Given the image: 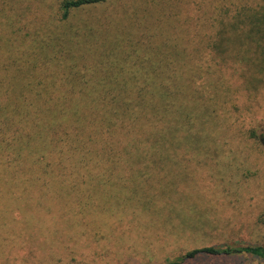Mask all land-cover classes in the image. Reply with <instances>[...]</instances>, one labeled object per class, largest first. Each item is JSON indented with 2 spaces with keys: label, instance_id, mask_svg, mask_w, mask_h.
<instances>
[{
  "label": "rangeland",
  "instance_id": "374dc122",
  "mask_svg": "<svg viewBox=\"0 0 264 264\" xmlns=\"http://www.w3.org/2000/svg\"><path fill=\"white\" fill-rule=\"evenodd\" d=\"M6 1L0 0V45L7 39L6 19L21 10L27 19L7 33L11 40L2 51L8 55L37 51L36 29L70 37L76 23L112 15L105 29L111 42L99 49L108 48L113 59L104 89L144 93L172 76L192 77V114L185 122L187 128L198 124L190 131L202 137L190 138L189 145L179 129L174 153H99L93 168L66 166L56 183H24L15 192L27 202L26 220L0 190V264H164L198 247L264 244V38L245 33L251 27L263 33L264 0H108L72 11L58 26L62 0ZM222 15L224 23L236 25L239 39L227 40L222 59L213 60L206 34ZM19 37L23 44L13 46ZM62 59L44 57L39 71L20 70L18 84L76 90V74L62 71ZM8 78L0 65L1 92L11 90ZM185 264L264 261L240 256Z\"/></svg>",
  "mask_w": 264,
  "mask_h": 264
},
{
  "label": "trees",
  "instance_id": "16d2710c",
  "mask_svg": "<svg viewBox=\"0 0 264 264\" xmlns=\"http://www.w3.org/2000/svg\"><path fill=\"white\" fill-rule=\"evenodd\" d=\"M12 1L14 4L15 1ZM107 1L62 0L58 5L61 20L56 16V26L61 21L70 20L72 11L76 9ZM21 12L17 13L19 18L9 17L3 22L6 24L7 39L0 45V65H4L9 83L12 84L10 91H0V190L6 200L13 202L7 204L21 219L26 220L22 214L28 212L29 208L27 202H23L25 198L15 190L25 189L24 183L32 184L35 180L56 183L59 179L56 175L65 174L63 170L66 166L75 164L78 170L85 166L93 168L95 157L99 153L115 151L134 154L133 151L136 150L174 153L179 129L180 135L185 132L184 140L189 145L190 138L199 139L198 134L202 137L201 131H190L192 128L197 130L198 124L187 128L185 122L192 114L189 113L192 94L189 96L187 88L188 84L191 87L194 84L192 77L181 76L176 79L172 76L164 79L159 88L144 93H127L118 88L115 91L104 89L108 78L113 75V70L107 68L113 59L107 46V49H99L111 42V36L105 29L110 26L112 15L102 16L93 22L76 23L73 28L75 36L70 37L52 32V28L36 29L37 37L35 45H32L37 51L5 54L2 49L10 42V34L17 30L14 26L20 28V25L27 24L24 23L27 20L24 17L25 11ZM224 17L222 15L219 19L220 25L209 29L206 34L212 43L208 46L213 51V60L222 59L227 40L239 39L236 25L224 23ZM261 32L259 27H251L245 33L264 38V31ZM20 39L21 37L14 39L16 43L12 41L13 46L23 44ZM108 41L110 42L107 43ZM96 54H99V58L91 63L89 58ZM77 56L85 58L79 65L74 61H77ZM44 57L63 58L60 67L62 71L75 72L78 80L73 85H76V90L54 92L52 89L39 91L20 87L15 74L22 69L25 72L39 71L38 63ZM114 57L116 61L119 60L116 54ZM199 74L197 71L193 72V76H200ZM83 77H87L89 81H82ZM116 84L122 85L115 82ZM204 98L207 99L206 96ZM75 156H78V160ZM262 224L264 225V219ZM240 256L264 261V244L222 243L203 246L164 264H185L198 258Z\"/></svg>",
  "mask_w": 264,
  "mask_h": 264
}]
</instances>
